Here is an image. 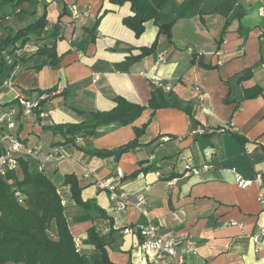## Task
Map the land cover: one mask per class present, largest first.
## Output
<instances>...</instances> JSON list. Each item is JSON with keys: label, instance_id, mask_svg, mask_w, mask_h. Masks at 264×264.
<instances>
[{"label": "crops", "instance_id": "0c3cea01", "mask_svg": "<svg viewBox=\"0 0 264 264\" xmlns=\"http://www.w3.org/2000/svg\"><path fill=\"white\" fill-rule=\"evenodd\" d=\"M238 1L246 9L241 26L249 32L246 36L238 33L234 21L216 50L223 27L219 14L177 19L169 41L166 34H158L153 19L144 22L143 32L136 37L122 23L124 16L132 14L129 1L38 0L37 10L45 5L48 23L60 22L62 37L55 47L60 63L57 68L44 65L39 70L16 67L5 76L0 83V117L12 109L18 112L17 105L4 106L11 100L19 96L32 99L35 90L56 87L41 107L45 116L21 115L14 132L25 147L36 150V158H26L30 166H41L58 186L76 248L87 262L100 258V250L87 235L93 226L106 243L111 264H152L137 230L149 221L160 235L175 240L184 264H264V233L258 242L253 239L264 231V74L260 68L264 0ZM137 2L152 9L157 1ZM71 5L87 15L72 19ZM169 9L166 5L162 12L167 15ZM156 37L152 54L134 61L127 70L116 67ZM194 52L197 56L192 62ZM200 56L212 67L201 66ZM40 61L33 55L28 63L32 66ZM245 69L251 70L250 76L240 80ZM152 75L169 86L167 91L192 104V118L175 107H145L128 125H101L93 137L78 138L81 148L70 143L53 146L59 137L43 125L80 122L90 111L112 109L115 97L146 106L153 89ZM254 86L262 88V95L243 99V89ZM143 125L140 145L120 157H98L84 151L130 142L135 129ZM235 133L245 142L234 137ZM55 147H60L64 157L53 154ZM187 166L200 170L192 173ZM117 168L123 171L122 178H117ZM232 169L245 179L260 173L261 180L240 188L233 181ZM173 172L177 177L166 179ZM67 173L78 178L82 199L94 201L105 215L90 217L70 200L67 186L62 185ZM108 178L129 200L126 205L117 206L108 189L100 187V181ZM142 192L147 196V216L140 214L133 200ZM126 228L130 231L125 232Z\"/></svg>", "mask_w": 264, "mask_h": 264}, {"label": "trees", "instance_id": "16d2710c", "mask_svg": "<svg viewBox=\"0 0 264 264\" xmlns=\"http://www.w3.org/2000/svg\"><path fill=\"white\" fill-rule=\"evenodd\" d=\"M109 1L118 4L124 1L131 3L132 14L124 16L122 23L130 28L136 37L143 32L144 22L153 19L158 26V34H166L171 41L170 28L177 19L192 16L203 19L208 14H219L223 17V27L216 40V50L220 48L227 29L234 21L237 22L238 33L246 36L249 32L248 28L241 26L240 20L246 9L238 0H182L180 3L172 0H156V5L152 9L144 8L137 0ZM166 5L170 7L167 15L162 12ZM38 6V0H0V31H5L3 35L0 34V83L16 67H31L39 70L44 65L52 68L59 66L60 55L57 54L55 47L62 37L60 22L57 21L51 25L48 23L45 5H42L40 15H36ZM16 14L30 15L34 18L17 29L6 26L4 21ZM101 16L102 14L95 18L91 26L92 31L97 29ZM27 46H31L30 50L26 49ZM156 47L157 37L150 46L141 47L137 54H130L123 62L116 64V67L127 70L128 65L152 54ZM33 55L39 56L41 61L30 66L28 62ZM192 56V62H195L196 52ZM198 63L206 68L212 67L204 63L201 56ZM250 73V69H245L239 79H246ZM55 90L54 86L43 91L35 90L37 92L35 98L42 93H47L49 98ZM262 91L259 86L244 88L243 99L255 98L262 95ZM114 100L115 106L112 109L90 111L80 122L48 124L42 127L58 135L59 139L53 143V146L70 143L81 148L76 143L78 138L93 137L96 129L101 125H128L141 114L145 107L152 110L160 107H175L192 118L191 103L180 100L172 92L154 84L146 106L129 102L123 97H115ZM44 101L39 102L34 110L35 115L38 116L40 112H43L41 107ZM13 105L18 106L17 98L4 104V106ZM21 113L22 109L19 106L15 120L20 119ZM143 128L145 125L136 128L135 138L120 146L111 149L89 148L84 151L98 157H120L121 154L140 145L138 138ZM232 135L240 142H245L239 134ZM2 151L0 144V153ZM174 177H177V174L173 172L166 179ZM62 185L67 186L70 200L75 202L74 204L84 213L90 217L105 215L104 210L94 201L82 199V187L75 174H64ZM62 200L58 186L42 170L30 166V161L26 158L18 159L17 169L0 174V264H111L104 249L106 243H103L102 237L96 233L93 226L88 229L87 235L94 246L100 250V258L92 262H87L83 258L70 232L67 217H65V204Z\"/></svg>", "mask_w": 264, "mask_h": 264}, {"label": "built area", "instance_id": "2783aa9c", "mask_svg": "<svg viewBox=\"0 0 264 264\" xmlns=\"http://www.w3.org/2000/svg\"><path fill=\"white\" fill-rule=\"evenodd\" d=\"M70 15L72 19H77L81 16H86L87 11H80L75 5H71L69 8ZM31 46H27V50H30ZM260 68L264 74V55L260 60ZM152 84L155 86H160L165 90H169L168 85H164L159 76L152 75L150 76ZM201 97V95H200ZM48 98L47 93L40 94L37 98H29L27 96H19L17 98L18 106L21 107V115H31L34 114V110L38 107L39 102L46 100ZM17 115L16 109L5 113L0 117V144L3 148V151L0 153V174H5L8 170H14L18 168V159L19 158H36V150L32 148L25 147L22 142L18 139L17 135L14 132ZM40 117H44L45 113L40 112ZM53 154H58L59 157H64L60 147H55ZM207 166H202L206 168ZM201 168V169H202ZM197 173L200 168L187 166L186 170ZM38 170H42L41 166L38 167ZM233 171V181L240 188H247L252 184H258L261 180L260 173H257L253 179H245L234 169ZM117 178L123 177V171L121 168H117ZM100 187L107 188L111 194V197L115 199L117 206L126 205L129 200L125 199L122 194L117 192V189L112 182L111 178L100 181ZM147 189V188H146ZM262 200V198L260 197ZM134 204L141 212L140 214L147 216L146 201L147 196L144 192L138 194L134 199ZM263 201V200H262ZM64 200H62V203ZM65 204V203H63ZM138 233L141 236L140 245L152 261V264H184V257L182 253L177 250L175 245V240L169 236H162L158 233V228L151 222H147L145 225L140 226ZM125 232H129L130 229L126 228ZM264 233L262 230L258 234L253 235L255 242H258L261 235ZM194 244L193 242L191 243Z\"/></svg>", "mask_w": 264, "mask_h": 264}, {"label": "rangeland", "instance_id": "374dc122", "mask_svg": "<svg viewBox=\"0 0 264 264\" xmlns=\"http://www.w3.org/2000/svg\"><path fill=\"white\" fill-rule=\"evenodd\" d=\"M41 10H37L36 11V15H40ZM34 18V16H30V15H22V14H16L13 16H10L9 18H7L4 21V24L6 26H10L12 29H17L23 25H25L26 23H28L29 21H31ZM5 33L4 30L0 31V34L3 35Z\"/></svg>", "mask_w": 264, "mask_h": 264}]
</instances>
